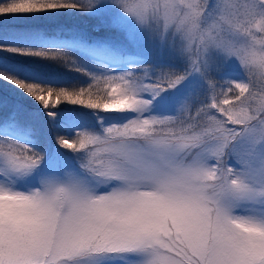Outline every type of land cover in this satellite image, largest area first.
<instances>
[{"label": "snow or ice", "instance_id": "obj_1", "mask_svg": "<svg viewBox=\"0 0 264 264\" xmlns=\"http://www.w3.org/2000/svg\"><path fill=\"white\" fill-rule=\"evenodd\" d=\"M0 264H264V0H0Z\"/></svg>", "mask_w": 264, "mask_h": 264}]
</instances>
